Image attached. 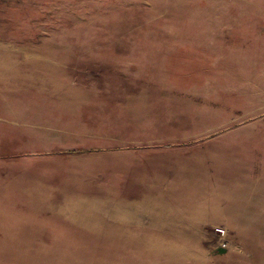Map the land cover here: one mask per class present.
<instances>
[{
    "label": "rangeland",
    "instance_id": "obj_1",
    "mask_svg": "<svg viewBox=\"0 0 264 264\" xmlns=\"http://www.w3.org/2000/svg\"><path fill=\"white\" fill-rule=\"evenodd\" d=\"M0 68V264H225L210 172L247 127L264 184V0H0ZM261 189L240 232L256 264ZM145 221L198 237L130 238Z\"/></svg>",
    "mask_w": 264,
    "mask_h": 264
},
{
    "label": "crops",
    "instance_id": "obj_2",
    "mask_svg": "<svg viewBox=\"0 0 264 264\" xmlns=\"http://www.w3.org/2000/svg\"><path fill=\"white\" fill-rule=\"evenodd\" d=\"M2 70L3 69L0 68V72ZM7 100L8 97H6V95L0 94V127L15 125L11 122L10 117L9 120L7 119L9 113V111L6 110L5 106ZM12 113L17 114L16 111H13ZM36 116L37 112L34 111L32 113L31 111L29 119H36ZM29 123L31 122L28 121V125L31 126ZM17 125L21 126L22 123ZM245 128L247 127H238L231 132L225 133V168H215L213 169L215 171L214 173L210 172L212 176L225 177L213 180L217 182L220 181V185L222 187L225 186V227H231L230 229L233 232V235L231 237L233 244L230 250L227 251V256L225 254V264H256L250 258L243 257L244 242L240 232L242 230L241 227L245 218L249 215L248 207L255 206L254 200H256L257 197L260 200L262 191L261 186L264 187V184H262V181L260 179V171L263 174V170L257 169L255 167H247L249 166L248 164H250V162L246 161L245 153L247 149L243 146L246 142V137L244 136L247 134L253 135L255 134V131H248ZM237 135H241L243 137H237ZM4 152H8V150L6 151L5 149ZM257 187H260V189L256 190ZM262 195H264V192H262ZM253 214L254 213L251 208L250 216H252ZM185 223L190 222L185 221L184 224ZM196 223L197 222L195 221V224ZM142 224L143 228H139L138 231H133L134 233H130L129 231L126 232L130 233L132 237H130V234L127 235L130 238H136L135 236H137V239L142 237V239L146 240L185 239L189 238L190 236H186L187 234H192V237L190 238L198 237L196 231H183L182 225L176 227V225H173L168 221H145V223ZM155 224H163V226L157 231H152L151 229L152 227L155 228ZM181 230L183 232H181ZM123 238H125V236L121 237L120 239ZM196 254L197 253H195V255Z\"/></svg>",
    "mask_w": 264,
    "mask_h": 264
},
{
    "label": "built area",
    "instance_id": "obj_3",
    "mask_svg": "<svg viewBox=\"0 0 264 264\" xmlns=\"http://www.w3.org/2000/svg\"><path fill=\"white\" fill-rule=\"evenodd\" d=\"M217 231H219L221 234L224 233V231L222 229H218Z\"/></svg>",
    "mask_w": 264,
    "mask_h": 264
}]
</instances>
